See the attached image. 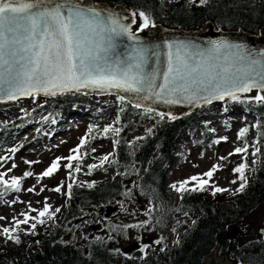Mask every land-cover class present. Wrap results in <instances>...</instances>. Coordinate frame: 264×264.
Returning a JSON list of instances; mask_svg holds the SVG:
<instances>
[{"label":"trees","instance_id":"trees-1","mask_svg":"<svg viewBox=\"0 0 264 264\" xmlns=\"http://www.w3.org/2000/svg\"><path fill=\"white\" fill-rule=\"evenodd\" d=\"M95 1L124 4L135 13L144 11L150 15L153 24L160 23L171 28L198 29L210 21L224 30L244 29L253 33L264 30V0H208L204 5L199 0L195 3L188 0ZM139 22L137 16L138 27ZM232 103L226 101L227 106ZM68 104L115 111L119 123L114 127L122 131L119 135L109 133L107 138L111 139L112 144L116 139L120 141L115 146L114 158L117 163L106 164V171L95 169L90 175L86 168V176H90V179L76 173L78 181H95L94 187L74 185L62 220L57 222L54 219L45 225H37L36 234H28V241L19 243L22 248L19 255H6L0 246V264H205L206 256L217 245L218 256L227 255L234 264H264V234L261 232L264 217L260 225H255L253 221H242L249 217L254 220V213L264 206V135H261L264 134V104H238L254 116L251 123L243 125L249 131L243 140H238L239 146L246 140L249 144L248 154L254 150V144L261 149L258 157H253L259 162H252L246 170L248 185L244 192L235 195L227 192L223 197L221 193L213 196L207 190L185 193L183 199L170 187L169 172L186 157L180 145L184 135L202 151L218 139L215 132L210 131L213 128L209 126L208 117L214 114V110L209 105L175 120H160L155 114L158 111L147 114L127 101H101L81 93L61 94L43 101L22 118H42L34 134L37 131L42 136L51 131V136L58 128L66 126L59 118L61 108ZM4 105L9 103L0 104V107ZM45 117L54 118L55 121L43 133ZM149 119L153 121L151 124L146 122ZM89 121L87 129L89 125L96 126L92 135L96 139L102 137V130L108 124ZM257 124L259 128L254 127ZM144 125L147 132L137 134ZM12 127L13 124L10 127L0 122V147L10 135ZM137 137L144 139L137 140ZM94 140L82 151H87ZM98 174L107 176L98 179ZM127 189L133 191L131 200L123 195ZM141 190L144 194H141ZM150 200L157 210L152 213L151 224L147 228L129 229L127 238L109 232V220L112 224H129L126 222L129 218L132 219L130 223L148 219L144 210ZM120 202H123L127 212L122 210ZM109 208L113 212L108 215ZM177 208L181 209L178 212L183 217L170 224ZM133 212L135 215L130 214ZM238 221L242 225L235 229ZM174 227L176 231L172 230ZM168 233L175 236L173 244L168 242ZM110 234L113 236L111 240L108 239ZM97 236L103 239L97 240ZM137 236L141 237L140 241L135 239ZM161 236L164 237L161 244H154L153 241ZM140 243H147L150 247L142 253ZM116 249L120 252L117 253Z\"/></svg>","mask_w":264,"mask_h":264},{"label":"snow or ice","instance_id":"snow-or-ice-1","mask_svg":"<svg viewBox=\"0 0 264 264\" xmlns=\"http://www.w3.org/2000/svg\"><path fill=\"white\" fill-rule=\"evenodd\" d=\"M188 2L195 3L196 0H188ZM207 2L208 0H199L201 5ZM132 16L131 24H124L112 13L102 15L95 8L82 7L77 0H62V2H57V0H0V99L16 101L21 97H34L41 93L44 96L54 97L67 92H80L82 89L102 92L117 89L132 93L134 99L129 102L137 109L142 108L143 101L146 100L168 105H177L182 102L199 104L201 101L204 104H212L214 101L264 104V60L254 58L251 53H245V45L240 43L212 40L209 41L207 49H199L185 42L168 44L167 68L162 74L163 82L159 84L157 73L148 74L143 70L146 49L142 47L133 49L134 55L130 59L113 61L109 55L114 47L113 37L126 36L132 41H137L132 31V25L137 23V16L140 21L138 31L154 26L150 15L144 11L134 12ZM173 49H175L174 52ZM258 55H264V53ZM253 90L257 92L255 96L244 95ZM117 99L123 103L126 96L118 95ZM223 110L227 112L228 108L225 107ZM144 111L151 114L155 112V109L146 107ZM155 114L160 120L177 119L171 113L155 112ZM114 123H119V120L117 119ZM224 123L230 126L227 120ZM95 127L89 125L86 134L80 137L78 145L69 150V155L53 159L50 165L36 177L37 182L50 178L58 172L63 160L67 161L63 165L68 169L66 179L47 190L58 194L63 191V194L71 199L74 185L84 186L86 184L89 188L94 187L95 181H78L75 174L82 171L83 159L97 151L96 148H91L90 152L82 151L91 140L96 139L92 135ZM254 127L259 128V124ZM121 131V128L108 124L103 128L102 135L104 137H107L109 133L119 135ZM148 131L151 132L152 129ZM210 131H215V129H210ZM248 131L247 126L240 128L237 139L243 140ZM136 139L142 140L144 137ZM227 139L226 136L220 137L213 143L220 144L222 141L226 142ZM119 143L118 139L114 140L112 152L99 156V163L89 164L87 174L90 175L95 169L106 171V164L117 163L114 158L115 146ZM252 147L254 150L251 155L258 157L261 152L260 147L255 144ZM17 151V148L10 149L11 153ZM248 152L249 144L244 140L241 146L234 147L226 156L218 158L227 160L230 156L242 154V162L232 169L234 174H238L237 179L229 181L231 184L239 182V186L234 191L220 187L214 182L215 173L221 169L219 163L213 164L202 174L192 175L171 184L170 187L180 194L181 199L185 193L204 192L209 188L213 196L227 192H232L233 195L242 193L248 185L246 176V170L249 169ZM200 155L203 156V153ZM9 159L12 157H0V167H3V163ZM73 161L77 163L73 164ZM24 162L28 165L38 163L27 160ZM258 162V159L253 160V164ZM16 167L17 165L13 163L12 168ZM11 171L12 169H7V171L0 172V197L5 196L9 191L20 192L22 180L33 176L31 171H25L22 177L12 176L10 180L6 179ZM45 190V187H41L39 191ZM27 191L36 192L35 185ZM141 194H144L142 190ZM123 195L131 200L133 198L132 189H127ZM48 200V197L44 198L43 207L40 209L31 207L29 203L28 211L21 213L23 219L14 216L10 226L0 228V234L7 241L19 244L21 240L17 233L24 231L22 225H28L26 234L35 235L37 225H45L47 221L54 220L57 213L61 211L60 207L53 210ZM16 202L13 200L11 203ZM120 203L122 210L127 212L123 202ZM155 210L157 206L150 200L144 210V215L148 219L129 224H112L109 220V232H115L127 238L129 229L147 228L151 224V215ZM176 211H181V209L177 208ZM31 213H37V215L33 216ZM130 214L135 215V212ZM185 215H187L186 212ZM3 219L6 217L0 216V220ZM148 230L151 231V229ZM172 230L176 231L175 227ZM261 232L264 234V229H261ZM84 238L87 239V237ZM96 239L102 240L103 238L97 236ZM108 239H113V236L110 234ZM135 239L140 241L141 237L137 236ZM163 240L164 237L161 236L153 243L159 245ZM176 242L179 243V240ZM149 247L147 243L139 244V250L142 253ZM115 251L120 252L119 249Z\"/></svg>","mask_w":264,"mask_h":264},{"label":"rangeland","instance_id":"rangeland-1","mask_svg":"<svg viewBox=\"0 0 264 264\" xmlns=\"http://www.w3.org/2000/svg\"><path fill=\"white\" fill-rule=\"evenodd\" d=\"M137 29L134 28L135 31ZM96 99V97H92ZM101 101L108 102H117L116 96H105L100 98ZM47 99H34L33 97H25L18 99L16 101L7 102L9 105H4L0 107V122L10 127L13 124V129L9 133L10 135L5 138L0 147V157L11 156L12 159L7 160L3 163V167H0V172L7 171V169H12L8 173L6 179H9L12 176L22 177L25 171H31L33 176L25 177L21 183V191H9L5 196L0 197V216L6 217V219L0 220V228L5 226H10L12 218L15 216L18 219H23L21 213L28 211V205L31 204V207L40 209L43 207L44 198L48 197V202L52 205L54 210L56 207H60L61 211L57 213L55 219L57 222L62 220L64 213L66 212V206L68 203V198L62 193L58 194L47 189H51L59 184L60 181L65 180L67 177L68 169L64 168L63 165L67 161H61V168L50 178H44L43 180L37 182L36 177L42 173L56 157H66L69 155V150L76 147L79 143L80 137L84 136L87 130V125L91 120L92 122L99 121V124H113L116 126L115 112L114 110H103L90 108L86 105H74L68 104L61 108L60 118L63 120L65 127L58 128L53 135L50 136L51 131H48L49 125L54 124V118L45 119L43 126V134L38 135L34 131L39 126L40 120L42 118L37 117H26L27 113L30 110L41 104ZM226 102L210 104V109L214 110V114L209 116L208 123L209 126L215 129L214 135L220 137H227V141H222L220 144H212L208 146L204 151L201 150V147H197L190 143L187 137L181 139L180 145L185 153V159L182 163L178 164L172 168L169 172L170 185L182 181L192 175L202 174L207 171L213 164L219 163L221 169L218 170L213 180L220 187L230 188L233 191L239 186L237 184H231L229 181L236 179L238 174H234L232 169L242 162V154H237L228 157L227 160H219L220 156H226L231 152L234 147L239 146L237 139V133L243 125L246 123H251L254 118L250 113H243V109L238 104H231L227 106ZM5 104V103H4ZM227 107L228 111L225 112L223 109ZM227 120L230 126H226L224 121ZM65 121V122H64ZM148 124H151L153 121L149 119ZM147 132L145 125L142 126L137 134L142 135ZM252 135V132L250 133ZM38 135V136H37ZM40 138L39 140L37 137ZM132 136L131 138H133ZM22 146V147H21ZM17 148L18 151L11 153L10 149ZM91 148H96L97 151L90 153L89 156H86L82 163V171L80 172L81 176L90 179V176H86V168L89 164L99 163L98 157L113 151V144L110 138L107 137H98L95 139L89 146L87 152H90ZM203 153V156L200 154ZM252 152L248 154L247 162L250 166L253 162ZM37 161L38 163H33L31 165L26 164L24 161ZM13 163L17 165L16 168H12ZM77 163L73 161V164ZM113 172L110 171V175ZM107 175L98 174V179H103ZM35 185L36 192L30 193L27 191L28 188ZM45 187L46 190L40 192V188ZM66 190V188H65ZM209 194H211V188L208 189ZM39 193V194H36ZM179 193H177L178 196ZM223 197H226L224 193H221ZM13 200L17 202L15 204L11 203ZM113 209L109 208L107 214H111ZM60 214V215H58ZM35 216L37 213H31ZM183 217L178 211L174 212L172 221L178 220ZM264 217V206L260 208L257 212L254 213V220L245 218L244 222H254L255 225H260L263 222ZM132 219H127L126 222L130 223ZM168 223V224H169ZM239 224L235 225V229H238L242 222L238 221ZM169 224V225H170ZM240 225V226H239ZM24 231H18L20 240L22 243L28 241V234L26 230L28 225L21 226ZM175 241V236L172 233H168V242L173 244ZM0 246L4 249L6 255H19L22 252V248L19 244H16L12 241H7L5 237L0 234Z\"/></svg>","mask_w":264,"mask_h":264},{"label":"water","instance_id":"water-1","mask_svg":"<svg viewBox=\"0 0 264 264\" xmlns=\"http://www.w3.org/2000/svg\"><path fill=\"white\" fill-rule=\"evenodd\" d=\"M62 2V0H57ZM82 7H92L101 12L102 15L112 13L115 18L120 20L124 24H131L133 19L132 14L134 11L124 4L111 5L104 1L95 0H77ZM137 24V23H136ZM136 24L132 25L133 28ZM135 35L137 41H132L126 36L113 37L114 47L110 50L109 55L112 60H127L133 55V49L144 48L146 49L144 54L145 63L143 70L145 73L151 74L157 73V83L163 82L162 74L167 68L168 61V44H175L177 42L190 43L197 46L199 49H207L209 47V41L212 40H227L231 43H240L245 45V53L253 54L254 58L264 60V55H258L264 53V30L259 33L249 32L244 29L238 30H224L217 28L213 22H207L202 28L199 29H179L164 26L160 23L155 24L152 27L143 29L142 31L136 30ZM175 49H173V52ZM82 93L86 96L102 97L107 95H125L127 102L134 99L132 93H125L121 90L113 89L108 92H102L94 89H82L80 92H67L65 94ZM249 94V93H248ZM246 95V94H244ZM43 98H51L53 96H44L42 93L36 95ZM25 98V97H21ZM19 98V99H21ZM10 100L0 99V103L8 102ZM223 101H214L213 103H219ZM130 103V102H129ZM133 105L132 103H130ZM205 105L202 101L199 104L182 102L177 105H168L161 102L143 101V109L146 107H152L155 110L164 113H171L177 118L190 113L191 111ZM218 245L206 256L205 264H234L232 260H229L227 255L217 256Z\"/></svg>","mask_w":264,"mask_h":264}]
</instances>
